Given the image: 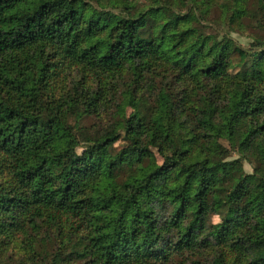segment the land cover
<instances>
[{"label":"trees","instance_id":"16d2710c","mask_svg":"<svg viewBox=\"0 0 264 264\" xmlns=\"http://www.w3.org/2000/svg\"><path fill=\"white\" fill-rule=\"evenodd\" d=\"M0 264H264V0H0Z\"/></svg>","mask_w":264,"mask_h":264},{"label":"rangeland","instance_id":"374dc122","mask_svg":"<svg viewBox=\"0 0 264 264\" xmlns=\"http://www.w3.org/2000/svg\"><path fill=\"white\" fill-rule=\"evenodd\" d=\"M231 37L235 40H237L242 46H245L246 45V42L247 40L244 39L243 37H238L236 34H232ZM244 168L247 172H250L251 171V168L247 165V164H244Z\"/></svg>","mask_w":264,"mask_h":264}]
</instances>
